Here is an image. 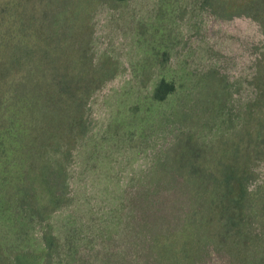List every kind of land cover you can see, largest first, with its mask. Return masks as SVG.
<instances>
[{"label": "trees", "instance_id": "trees-1", "mask_svg": "<svg viewBox=\"0 0 264 264\" xmlns=\"http://www.w3.org/2000/svg\"><path fill=\"white\" fill-rule=\"evenodd\" d=\"M128 1L0 0V264H264V0L157 2L133 79L106 101L123 130L110 141L157 152L135 178L92 135L95 96L126 72L96 56L92 28ZM182 3L200 14L181 42ZM212 31L247 61L248 98L210 55Z\"/></svg>", "mask_w": 264, "mask_h": 264}, {"label": "rangeland", "instance_id": "rangeland-1", "mask_svg": "<svg viewBox=\"0 0 264 264\" xmlns=\"http://www.w3.org/2000/svg\"><path fill=\"white\" fill-rule=\"evenodd\" d=\"M158 1L159 0H129L128 3L121 6L119 9L101 5L95 18V26L92 28V41L93 47L96 50V56L100 53L103 55L106 53L110 54L111 52L116 55L117 59L121 62L122 67L120 69L126 70L125 73L114 78L109 83L107 88L95 96L92 102V117L94 118L92 135L94 139L98 141V144L104 143L105 146H108V149L103 154H108L107 156L110 157L112 156L111 153H113V156H115V159L118 162L119 174L130 178H135L140 176L141 173H145L150 166V161H154L157 152L154 155L149 154L146 156L143 151L138 152L136 147L130 151L129 148L132 145L139 147V144L142 142L139 137L134 138L132 144L126 145L125 151L122 148L118 149L117 146L119 144L115 145L110 140L114 138L119 139L118 135H121L123 130L122 128H117L115 130L108 128V121L112 117V110L110 105L106 104V101L107 98H113V100L116 98V92L119 89L115 87L118 84L121 82L123 83L126 80L133 79L134 75L130 73V66L137 59H139L142 54L143 48H140V46L145 43L143 37L149 40L151 39V28L146 24H148L147 22L153 15H155V6L158 5ZM189 1L194 2V4L197 2V0ZM170 2H173V0H170ZM181 5L182 6L179 8L180 12L176 15L175 20L177 22V29L178 33H180L182 42V40H187L189 35L196 30L195 22L199 18L200 12L198 13L195 11L194 16L196 17V20L192 21V11L188 10L187 14H185V5H183V3ZM226 23V21H219L217 24L222 27L225 26ZM174 24L176 23H171L172 27L170 28L174 29ZM252 26H254L253 22L245 18L237 19L235 21V28L239 30H246L249 28L248 31L251 32ZM219 36L220 33L216 31H212L208 34L209 42L207 45L211 46V51L213 50L210 55L212 57L220 55V59L216 62L217 68H220L223 73L228 74L232 80L241 79L242 83L240 85H236L234 89L238 90L239 87H241V89H239L236 93L237 96L241 95L248 98L249 89L247 83H245L247 75L246 73H243L245 66L242 67L243 64L247 65V61H243L237 57L232 59L230 52L235 51L234 45L230 48L224 49L219 44H213ZM246 36L249 37L248 32L246 33ZM176 50L177 53L173 54V63H176L179 57L183 58L182 55L183 53L185 54V48L183 50L181 44H179V47ZM208 63H210V61H207L204 67H207L208 65L206 64ZM247 70L248 69H246V71ZM148 77L149 76H141V78L146 80ZM178 130V125L173 124L170 129V133L172 134L170 139L174 138L173 136L178 133ZM112 145L116 148L112 149ZM94 161L98 164L97 160ZM104 172L105 171H98L97 168H94L86 173L99 174ZM91 193L93 194V192ZM77 198H79V192L77 193ZM61 216H63V214L57 212L55 217L56 222H54V226L59 230V227L61 226L59 223Z\"/></svg>", "mask_w": 264, "mask_h": 264}]
</instances>
